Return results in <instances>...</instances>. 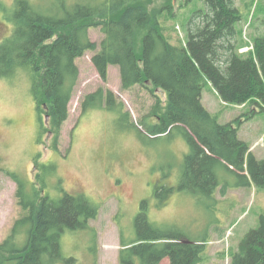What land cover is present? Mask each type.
<instances>
[{"label": "trees", "instance_id": "obj_1", "mask_svg": "<svg viewBox=\"0 0 264 264\" xmlns=\"http://www.w3.org/2000/svg\"><path fill=\"white\" fill-rule=\"evenodd\" d=\"M191 1L185 0L184 6ZM199 1L206 10L196 11L189 20L184 46L171 43L163 33L161 16L173 13V0H14L11 9L0 4L3 20L12 27L0 43V77L9 70H26L36 108L57 134L68 118L78 82L76 62L86 52L94 53L91 62L103 81L108 68L115 66L123 89L139 85L154 97L164 95V102L158 101L149 114L154 122L139 126L151 140L175 132L183 135L191 155L185 159L187 183L182 188L212 198L219 186L212 168L218 163L245 181L240 187L252 184L264 190V159L251 153L238 136L239 128L219 124L201 101L207 80L224 103H254L264 111V36L254 39L251 51L240 54L237 25L242 15L236 0ZM92 28L102 33L99 44L89 38ZM108 107L130 118L111 91L99 89L81 104L82 114ZM41 173L40 188L11 175L25 214L0 243V264H50L60 259L61 236L87 230L88 221L97 216V206L82 197L65 193L57 202L45 197ZM135 228V239L120 240L119 264H160L165 258L170 264H198L205 251L204 241L164 233L148 223L144 212L137 216ZM229 264H264V215L231 254Z\"/></svg>", "mask_w": 264, "mask_h": 264}, {"label": "rangeland", "instance_id": "obj_2", "mask_svg": "<svg viewBox=\"0 0 264 264\" xmlns=\"http://www.w3.org/2000/svg\"><path fill=\"white\" fill-rule=\"evenodd\" d=\"M184 2L173 0V13L161 16L164 35L177 46L186 45L193 14L206 10L199 0L186 6ZM0 4L11 9L14 0H0ZM236 5L242 15L237 25L238 52L243 54L252 50L255 38L264 36V0H236ZM3 21L0 11V43L12 29ZM102 37L99 28L90 29L93 43L99 44ZM93 54L86 52L76 62L78 82L68 104V118L57 134L44 112L36 108L30 74L18 68L0 77V243L25 214L11 175L40 188L37 175L42 171L43 194L51 201L68 193L98 208L87 230L66 231L61 236L60 259L50 264H119L120 240L137 237L135 221L141 212L164 233L180 234L189 242L204 241L198 264H229L246 234L259 226L264 190L252 184L240 187L245 181L218 163L212 168L219 184L212 198L182 188L187 183L183 179L185 159L191 155L183 135L175 132L170 138L151 140L139 126L143 121L154 122L149 114L158 101L164 102V95L158 92L154 97L139 85L123 89L115 66L108 68L103 81L91 62ZM99 89L111 91L130 118L110 107L82 114L84 98ZM201 101L219 124L233 123L239 128V138L259 160L264 159V111L260 105L224 103L207 80ZM160 264H170L169 259Z\"/></svg>", "mask_w": 264, "mask_h": 264}, {"label": "crops", "instance_id": "obj_3", "mask_svg": "<svg viewBox=\"0 0 264 264\" xmlns=\"http://www.w3.org/2000/svg\"><path fill=\"white\" fill-rule=\"evenodd\" d=\"M241 139V138H240ZM243 142H245V140H243V139H241ZM246 143V142H245ZM249 147H251V146H249ZM250 151H251V153H253V151L251 150V148H250ZM254 154V153H253ZM255 155V154H254ZM256 157V156H255ZM257 158V157H256ZM258 159V158H257Z\"/></svg>", "mask_w": 264, "mask_h": 264}, {"label": "water", "instance_id": "obj_4", "mask_svg": "<svg viewBox=\"0 0 264 264\" xmlns=\"http://www.w3.org/2000/svg\"><path fill=\"white\" fill-rule=\"evenodd\" d=\"M47 119V118H46Z\"/></svg>", "mask_w": 264, "mask_h": 264}]
</instances>
